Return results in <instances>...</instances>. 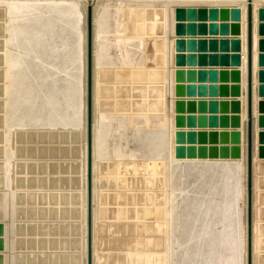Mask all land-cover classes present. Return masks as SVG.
I'll list each match as a JSON object with an SVG mask.
<instances>
[{
    "label": "rangeland",
    "instance_id": "1",
    "mask_svg": "<svg viewBox=\"0 0 264 264\" xmlns=\"http://www.w3.org/2000/svg\"><path fill=\"white\" fill-rule=\"evenodd\" d=\"M252 5L249 172L248 0H0V264H264V0ZM224 9L241 81L188 83L178 63L204 58L177 41Z\"/></svg>",
    "mask_w": 264,
    "mask_h": 264
},
{
    "label": "water",
    "instance_id": "2",
    "mask_svg": "<svg viewBox=\"0 0 264 264\" xmlns=\"http://www.w3.org/2000/svg\"><path fill=\"white\" fill-rule=\"evenodd\" d=\"M222 10L223 14L219 17L218 11H214V15L210 17L211 23L210 26H204L202 30L198 32V39L195 38L196 32H189L190 38L187 40V45L185 39H180L177 41L178 47L177 50L180 49L181 53L187 51L189 58L196 59V51L199 52V57L204 58L200 61L189 60L188 62L178 63V66L181 65L182 68H188L187 73L184 74L183 78L188 79V83L191 82H207V79L210 78L211 81H215V83H228L229 81L234 83H240L243 72L241 70L243 66V60L245 56L242 54V40L240 38L241 35V27L238 22H233V26H229V18L224 16L225 13ZM232 19L240 20V13L237 9H233L232 11ZM220 21V22H219ZM88 67H87V76H88V98H89V132L91 134V123H92V114H91V106H92V9L88 8ZM218 22L220 23L221 29L218 27ZM206 24V23H204ZM203 24V25H204ZM254 18H253V5L252 0H248V8H247V35H246V75H247V115H248V147H249V172H251V161H252V117H253V101H254V40H255V30H254ZM232 27V28H231ZM262 27V26H261ZM233 32L230 34V32ZM210 35L211 37L205 38V36ZM233 36L231 40L228 38ZM257 36L263 37L264 30L260 29ZM208 42L210 43V47L208 46ZM180 44V46H179ZM188 46V48H187ZM199 47V48H197ZM257 48L260 53V61L259 65L263 66L264 59V38H260L257 41ZM184 55L183 53L181 56ZM259 56V57H260ZM207 57L212 58L214 60L208 61ZM215 59H220V62L215 61ZM201 68L198 72L195 70L197 67ZM204 66V67H203ZM205 66H210L209 70L203 69ZM231 67V68H230ZM208 69V68H207ZM184 71V69L182 70ZM198 77V79H197ZM210 81V82H211ZM193 85V84H191ZM227 85V84H225ZM232 88L236 91L235 96H240L239 89L241 88L240 84H232Z\"/></svg>",
    "mask_w": 264,
    "mask_h": 264
},
{
    "label": "bare ground",
    "instance_id": "3",
    "mask_svg": "<svg viewBox=\"0 0 264 264\" xmlns=\"http://www.w3.org/2000/svg\"><path fill=\"white\" fill-rule=\"evenodd\" d=\"M60 1H65V0H60ZM248 8V7H247Z\"/></svg>",
    "mask_w": 264,
    "mask_h": 264
}]
</instances>
